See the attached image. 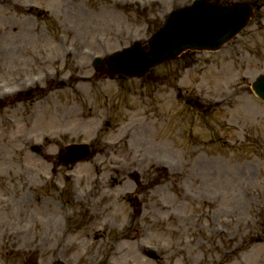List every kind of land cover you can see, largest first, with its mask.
Wrapping results in <instances>:
<instances>
[{
  "label": "rangeland",
  "instance_id": "374dc122",
  "mask_svg": "<svg viewBox=\"0 0 264 264\" xmlns=\"http://www.w3.org/2000/svg\"><path fill=\"white\" fill-rule=\"evenodd\" d=\"M189 1L0 0V85L43 76L29 98L0 101V264H21L37 239L39 264H56L61 227L69 264H264V103L250 90L264 72V0L219 52L190 51L143 79L92 65ZM80 142L95 155L60 164Z\"/></svg>",
  "mask_w": 264,
  "mask_h": 264
},
{
  "label": "water",
  "instance_id": "95a60500",
  "mask_svg": "<svg viewBox=\"0 0 264 264\" xmlns=\"http://www.w3.org/2000/svg\"><path fill=\"white\" fill-rule=\"evenodd\" d=\"M211 8L213 10H217L215 7L200 3L186 10L172 13L165 27L162 28L151 41L152 44L156 45H160L162 42L167 44V46H165L164 53H155L159 48L154 45L153 50L146 54L147 57L144 58L142 62L130 67V72L117 69L120 64H117V68L115 67L112 72L142 76L149 70L150 67L155 66L164 59L175 56L187 48H202L205 45L210 46L211 44L220 45L222 41L227 39V34L222 36L220 34H223L226 29L231 27V25L226 19L227 11H213ZM235 9L236 12L240 11V8ZM210 13L214 14V16L212 17ZM239 13L241 14V12ZM246 16L247 11L245 10L243 18ZM211 34L219 35L214 37L210 36ZM160 39L163 40L161 43ZM139 51L143 50L140 48L139 44H136L130 51H125L117 56L115 55L109 58V60L114 61V58L120 57V60L122 61L126 57L127 53L131 52L133 54L140 55L141 53ZM166 55L168 56L165 57ZM111 65L112 62H110L109 66ZM123 68L128 69L129 66L124 65ZM256 91L260 95L264 96V77L259 80L256 86ZM88 154V150L81 148H71L68 151V155L73 159H81L86 157Z\"/></svg>",
  "mask_w": 264,
  "mask_h": 264
},
{
  "label": "bare ground",
  "instance_id": "6f19581e",
  "mask_svg": "<svg viewBox=\"0 0 264 264\" xmlns=\"http://www.w3.org/2000/svg\"><path fill=\"white\" fill-rule=\"evenodd\" d=\"M13 234V233H12ZM59 235H60V237H64V235H65V231L62 229V230H60L59 231ZM68 241H69V239H68ZM41 248V247H40ZM68 249V248H67ZM41 250H42V248H41Z\"/></svg>",
  "mask_w": 264,
  "mask_h": 264
},
{
  "label": "flooded vegetation",
  "instance_id": "af4514ba",
  "mask_svg": "<svg viewBox=\"0 0 264 264\" xmlns=\"http://www.w3.org/2000/svg\"><path fill=\"white\" fill-rule=\"evenodd\" d=\"M23 263H24V264H28V262H27L26 260H23Z\"/></svg>",
  "mask_w": 264,
  "mask_h": 264
}]
</instances>
